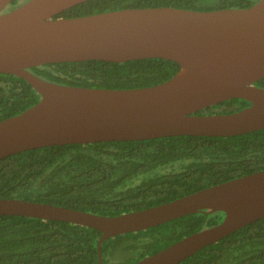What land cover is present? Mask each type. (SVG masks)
Here are the masks:
<instances>
[{
    "label": "water",
    "instance_id": "95a60500",
    "mask_svg": "<svg viewBox=\"0 0 264 264\" xmlns=\"http://www.w3.org/2000/svg\"><path fill=\"white\" fill-rule=\"evenodd\" d=\"M0 73L17 75L39 100L0 120V158L67 143L138 140L170 135L232 136L264 128V0L213 10L171 6L123 8L54 17L85 0H25L1 12ZM163 58L179 64L170 78L135 88L65 85L29 70L45 63ZM231 98L249 104L228 113L196 114ZM201 211L220 222L195 231L132 264H177L202 247L264 217V170L173 200L117 215H100L16 197L0 198V215H22L92 227L96 248L114 235L143 230Z\"/></svg>",
    "mask_w": 264,
    "mask_h": 264
},
{
    "label": "trees",
    "instance_id": "16d2710c",
    "mask_svg": "<svg viewBox=\"0 0 264 264\" xmlns=\"http://www.w3.org/2000/svg\"><path fill=\"white\" fill-rule=\"evenodd\" d=\"M25 0H11L6 12ZM257 0H85L54 17L123 8L171 6L213 10L248 7ZM65 85L135 88L154 85L179 70L175 61L88 59L29 68ZM264 87V77L255 81ZM40 98L23 78L0 73V120ZM249 104L231 98L196 114L228 113ZM264 170V128L232 136L170 135L138 140L67 143L0 158V198L61 205L117 215L161 204L199 189ZM223 212L187 214L102 241L100 264H132L195 231L217 224ZM101 232L92 227L22 215H0V264H96ZM177 264H264V217L206 245Z\"/></svg>",
    "mask_w": 264,
    "mask_h": 264
}]
</instances>
